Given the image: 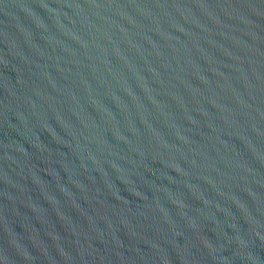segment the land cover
<instances>
[{
    "label": "water",
    "instance_id": "water-1",
    "mask_svg": "<svg viewBox=\"0 0 264 264\" xmlns=\"http://www.w3.org/2000/svg\"><path fill=\"white\" fill-rule=\"evenodd\" d=\"M0 264H264V0H0Z\"/></svg>",
    "mask_w": 264,
    "mask_h": 264
}]
</instances>
